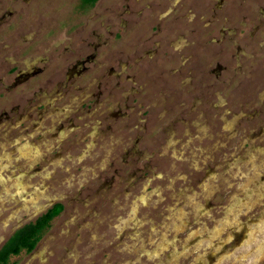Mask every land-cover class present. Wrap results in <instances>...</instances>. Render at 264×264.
I'll return each instance as SVG.
<instances>
[{
  "label": "rangeland",
  "instance_id": "374dc122",
  "mask_svg": "<svg viewBox=\"0 0 264 264\" xmlns=\"http://www.w3.org/2000/svg\"><path fill=\"white\" fill-rule=\"evenodd\" d=\"M200 2L0 0V249L62 206L6 264H264V24Z\"/></svg>",
  "mask_w": 264,
  "mask_h": 264
},
{
  "label": "flooded vegetation",
  "instance_id": "af4514ba",
  "mask_svg": "<svg viewBox=\"0 0 264 264\" xmlns=\"http://www.w3.org/2000/svg\"><path fill=\"white\" fill-rule=\"evenodd\" d=\"M80 1H81V4L84 6H89V4L93 2V0H80ZM185 1L186 0H177V2H179V4L177 6L176 5L175 6L178 7L177 8L178 10H180L181 8H183L186 5ZM223 1L224 0L221 1L220 6L209 7V5L205 4L203 2V0H201L200 6L204 5V10H206L205 12L200 13L198 10H196V7H198V6H196L194 4L191 6H187V8H184L185 9L184 13L179 14V16L177 18L179 20H181V18H184V19L188 18V22H192V21L193 22H199L203 18V15L206 14L207 17H209L211 19V22L214 24V27L217 23L221 22L220 23L221 24V29H220L221 35H224L223 33H227V35L235 34L236 31H239L240 29H244V27H246V23H251V22L255 23V25H256L255 30L256 31H258L260 26L262 24H264V15H262L261 20H260V18H256V19L251 18L252 17L250 14L251 6L245 5V3H246L245 0H240L237 4L234 2H230L228 4H223ZM195 3L198 4L199 2L197 3V0H195ZM157 6H158V4L155 5L156 8H157ZM176 7H174L175 11L177 10ZM170 11H171V9L167 7V11L164 14H162L161 16L158 15L157 17H160L163 19L167 16H170L171 15V14H169ZM175 11H172V12H175ZM238 12H241V18H238L237 28L234 26H229L230 23H232V19H235V17L238 15L237 14ZM174 20L176 21L177 19H174ZM215 22H216V24H215ZM205 26H207V25H205ZM205 26H202V27L204 28ZM227 27H229L231 29L228 30ZM157 30H159V29H157ZM170 30H174V29L171 28ZM196 30H198V29L196 28ZM196 30H194V31H196ZM179 33L186 35L184 32H179ZM211 42H213V41H211ZM154 45H157V43H155ZM214 226L212 229H204V230H198V231L193 232L187 238V240L190 243H193L197 240H200L201 237H203V236H206L208 238H213V236H215L219 230L215 224H214ZM238 226H241V229L236 230L235 235L240 240L242 238V236L244 235L245 229H244V226H242L240 224H238ZM203 233H204V235H202ZM186 246L187 245L183 246V248H182L183 252L185 251ZM171 252L175 253L176 255H180V253L178 252V249L176 247L174 249H172ZM199 254H197V256L198 255L199 256L198 257L196 256L195 260L196 259L197 260L193 262L194 264H205V263L213 261V258H214L213 253L211 255L212 257H210V255H207V254H205V255L201 254V253H199ZM203 255L205 256L204 258H203ZM171 256L172 255H170L169 258ZM261 257H264V254ZM198 258H199V260H198ZM198 261H199V263H198Z\"/></svg>",
  "mask_w": 264,
  "mask_h": 264
},
{
  "label": "trees",
  "instance_id": "16d2710c",
  "mask_svg": "<svg viewBox=\"0 0 264 264\" xmlns=\"http://www.w3.org/2000/svg\"><path fill=\"white\" fill-rule=\"evenodd\" d=\"M61 210L62 206L55 204L34 221L17 228L0 249V264H6L9 257L16 256L21 251H32L41 233Z\"/></svg>",
  "mask_w": 264,
  "mask_h": 264
},
{
  "label": "bare ground",
  "instance_id": "6f19581e",
  "mask_svg": "<svg viewBox=\"0 0 264 264\" xmlns=\"http://www.w3.org/2000/svg\"><path fill=\"white\" fill-rule=\"evenodd\" d=\"M20 192V191H19ZM134 218V217H133ZM234 220V219H233ZM232 223V222H231ZM215 227V226H214ZM248 228V227H247ZM217 231V230H216ZM222 231V230H221ZM250 231V230H249ZM245 233V232H244ZM255 233V232H254ZM254 233H253V231H251L250 232V234H249V232H248V234H249V236L247 237V241H250L255 235H254ZM247 234V235H248ZM202 235H204V233L202 234ZM190 236V235H189ZM244 240V239H243ZM210 242H211V240H210ZM243 242V241H242ZM241 243V242H240ZM197 246V245H196ZM197 254H199V253H197ZM264 254V246H262V245H260L259 247H258V254H257V256H256V258H255V261H257L262 255ZM200 255V254H199ZM198 255V256H199ZM205 255V254H204ZM203 255V258L205 257ZM197 256V257H198ZM201 256V255H200ZM218 259V258H217ZM222 259V258H221ZM221 259H219V260H221ZM197 260V259H196ZM195 260V261H196ZM198 260H199V258H198ZM219 260H217V261H219ZM202 261V260H201ZM198 263H199V261H198ZM218 263V262H217ZM215 264V263H214Z\"/></svg>",
  "mask_w": 264,
  "mask_h": 264
}]
</instances>
